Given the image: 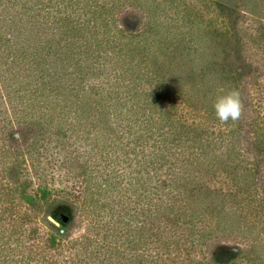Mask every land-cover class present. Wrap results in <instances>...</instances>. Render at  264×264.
<instances>
[{"label":"trees","instance_id":"obj_1","mask_svg":"<svg viewBox=\"0 0 264 264\" xmlns=\"http://www.w3.org/2000/svg\"><path fill=\"white\" fill-rule=\"evenodd\" d=\"M209 2L0 0V264H264V0ZM13 124L42 135L37 162L83 164L86 230L13 203L46 180L12 168Z\"/></svg>","mask_w":264,"mask_h":264},{"label":"rangeland","instance_id":"obj_2","mask_svg":"<svg viewBox=\"0 0 264 264\" xmlns=\"http://www.w3.org/2000/svg\"><path fill=\"white\" fill-rule=\"evenodd\" d=\"M186 1L191 3V6L196 13L199 11L203 15H209L215 11L214 6L209 2V0ZM124 25L126 28H129V30L132 29L134 31L132 28L133 23L130 19H126ZM19 127L20 125L17 124H13L8 127L10 133H8V136H6V139L4 140L6 148L10 149L15 157V162L11 164L12 168L15 166L16 171L22 170L24 173L29 172L31 176H35V173H38L41 167L44 168V165H46L45 170L42 172L46 175V180L39 190H35L36 195H33L27 190L20 194L17 192L14 193L12 197L13 203L16 204L17 202L18 204V201H20L19 197L21 196L25 199L24 207H27L28 203L32 204L29 207L32 209V219L38 221L39 224L49 232H62L63 237H69L83 232L86 230V226L80 200L71 201L70 198H67L66 196V194L72 190V185L75 179L82 176V170L84 168L83 164L81 165L80 163H76L73 166H69L68 164L64 165L61 162V159L56 160L55 157V159L52 158L54 161L43 160L45 164L43 162H37L35 159L36 152L33 150H41L43 148L44 143L41 144L42 135L33 131L28 132V129H25L22 125V128ZM17 129H21L20 132H18V144L14 143V140H12L13 133H15ZM50 147H52L50 149L52 153L58 152L56 155H59L62 158L63 151H59V145ZM52 167L57 168V174L53 176L50 175L52 173L49 172ZM58 173H62L63 176ZM26 187L29 188V176H27ZM31 196H35L33 197V200ZM71 197L74 199L73 196ZM1 199L5 202L8 197L5 196ZM59 213L65 214L67 217L66 220L61 221L58 218ZM233 264H237V262H234Z\"/></svg>","mask_w":264,"mask_h":264},{"label":"clouds","instance_id":"obj_3","mask_svg":"<svg viewBox=\"0 0 264 264\" xmlns=\"http://www.w3.org/2000/svg\"><path fill=\"white\" fill-rule=\"evenodd\" d=\"M215 116L219 122L227 125L229 121L235 123L243 114V103L240 92L232 89L216 98L213 104ZM19 136V134H17Z\"/></svg>","mask_w":264,"mask_h":264},{"label":"water","instance_id":"obj_4","mask_svg":"<svg viewBox=\"0 0 264 264\" xmlns=\"http://www.w3.org/2000/svg\"><path fill=\"white\" fill-rule=\"evenodd\" d=\"M58 218L61 220V221H64V220H66V215L65 214H63V213H59L58 214Z\"/></svg>","mask_w":264,"mask_h":264}]
</instances>
